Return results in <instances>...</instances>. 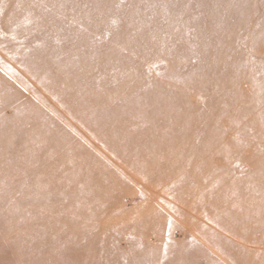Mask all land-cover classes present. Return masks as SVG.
Returning <instances> with one entry per match:
<instances>
[{
    "label": "rangeland",
    "instance_id": "obj_1",
    "mask_svg": "<svg viewBox=\"0 0 264 264\" xmlns=\"http://www.w3.org/2000/svg\"><path fill=\"white\" fill-rule=\"evenodd\" d=\"M232 1L0 0V264H264V0Z\"/></svg>",
    "mask_w": 264,
    "mask_h": 264
},
{
    "label": "bare ground",
    "instance_id": "obj_2",
    "mask_svg": "<svg viewBox=\"0 0 264 264\" xmlns=\"http://www.w3.org/2000/svg\"><path fill=\"white\" fill-rule=\"evenodd\" d=\"M228 2H229V3H227L226 7H227V6L230 7L231 5H233V1H232V0H228ZM231 7H232V6H231ZM230 9H231V8H230ZM222 22H223V21H222ZM227 25H228V24H227ZM136 27H137V26H136ZM126 34H127V33H126ZM124 36H125V35H124ZM119 38H120V37H119ZM129 39H130V38H129ZM159 99H160V98H159ZM25 198H26V197H25Z\"/></svg>",
    "mask_w": 264,
    "mask_h": 264
}]
</instances>
